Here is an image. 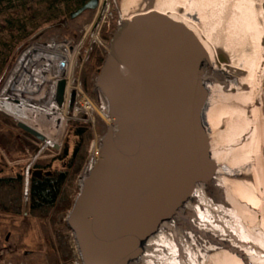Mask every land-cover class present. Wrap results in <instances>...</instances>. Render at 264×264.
Returning a JSON list of instances; mask_svg holds the SVG:
<instances>
[{
  "label": "bare ground",
  "instance_id": "1",
  "mask_svg": "<svg viewBox=\"0 0 264 264\" xmlns=\"http://www.w3.org/2000/svg\"><path fill=\"white\" fill-rule=\"evenodd\" d=\"M158 1L171 9L119 0L120 21L163 12L206 50L212 70L202 75L207 93L201 112L209 156L191 191L125 264H264V0ZM76 48L66 40L26 46L0 88V109L49 144H57L63 128Z\"/></svg>",
  "mask_w": 264,
  "mask_h": 264
},
{
  "label": "water",
  "instance_id": "2",
  "mask_svg": "<svg viewBox=\"0 0 264 264\" xmlns=\"http://www.w3.org/2000/svg\"><path fill=\"white\" fill-rule=\"evenodd\" d=\"M97 5L87 0L69 17ZM50 26L66 27L67 18ZM218 59L226 60L222 54ZM211 70L194 33L163 12L150 10L117 23L93 82L110 121L64 219L83 264H125L191 191L208 163L202 75ZM16 125L45 139L23 121Z\"/></svg>",
  "mask_w": 264,
  "mask_h": 264
},
{
  "label": "trees",
  "instance_id": "3",
  "mask_svg": "<svg viewBox=\"0 0 264 264\" xmlns=\"http://www.w3.org/2000/svg\"><path fill=\"white\" fill-rule=\"evenodd\" d=\"M86 1L0 0V85L24 46L49 30L53 22L61 18L70 19V12ZM102 62L99 49L92 48L80 74L86 92L94 100V83L93 80L87 81V77L89 72H96ZM92 136L89 122L79 118L68 120L63 145L57 156L37 161L29 168L27 214L38 220L46 234L47 264L69 262V229L61 215H65L72 205L75 194L70 189L71 184L84 164ZM22 195V168L5 169V165L0 166V214L23 215Z\"/></svg>",
  "mask_w": 264,
  "mask_h": 264
},
{
  "label": "rangeland",
  "instance_id": "4",
  "mask_svg": "<svg viewBox=\"0 0 264 264\" xmlns=\"http://www.w3.org/2000/svg\"><path fill=\"white\" fill-rule=\"evenodd\" d=\"M151 4L159 5L164 9H171L168 6L160 5L158 0H151ZM119 6V0H98V5L94 9H88L74 18L68 19L66 27H51L35 41L26 45L66 40L72 46L76 45L77 48L69 82L66 116L63 119L62 131L56 138L57 147L55 144H49L46 141V137L44 140H39L20 129L16 125L19 119L0 109V166L5 165V169L20 166L23 171V215L15 217L0 214V264H47L45 257L46 247L48 246L46 234L40 228L38 220L27 214L29 168L37 161H45L57 156L63 145L68 120L79 118L89 122L93 136L87 146V156L84 164L70 188L76 195L80 184L79 176L87 164L89 149L91 145L93 148L100 145V137L110 121L109 117H106L103 113L104 103L99 99L98 88L94 86L93 89L96 99L90 98L84 88L85 85L82 83L80 74L92 48H98L99 55L104 59V52L107 47L106 42L110 39L114 28L121 20ZM22 49L17 53L13 64ZM9 71L4 80L8 76ZM96 74L97 71L89 72L87 81L93 80L94 82ZM235 79L238 78L236 77ZM262 81L264 82V77ZM262 92L264 107V89ZM79 113L83 114V116L78 115ZM67 212L65 215H61V220L65 221ZM68 231L70 232V230ZM69 232L67 235H69ZM67 264H73L71 253Z\"/></svg>",
  "mask_w": 264,
  "mask_h": 264
},
{
  "label": "built area",
  "instance_id": "5",
  "mask_svg": "<svg viewBox=\"0 0 264 264\" xmlns=\"http://www.w3.org/2000/svg\"><path fill=\"white\" fill-rule=\"evenodd\" d=\"M109 41H110V39L106 42L107 43V47L105 49L104 54L107 53V50L109 48ZM93 149H94V151H93ZM99 152H100V145L97 146L96 148H93L92 145H91V147L89 149L88 160L86 161L87 164L84 167L82 174L79 176V180H80L79 187L81 185L82 178L90 170L93 162L98 157ZM68 242H69V247H70V251H71V255H72V263L73 264H83L82 261H81L80 252H79L78 246L76 244V241L74 239L73 233L71 231L69 232V235H68Z\"/></svg>",
  "mask_w": 264,
  "mask_h": 264
}]
</instances>
